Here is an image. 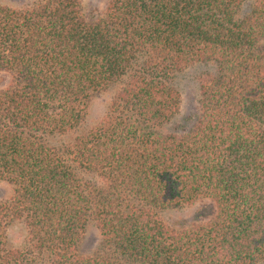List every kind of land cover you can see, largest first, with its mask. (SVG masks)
<instances>
[{
  "label": "trees",
  "instance_id": "1",
  "mask_svg": "<svg viewBox=\"0 0 264 264\" xmlns=\"http://www.w3.org/2000/svg\"><path fill=\"white\" fill-rule=\"evenodd\" d=\"M197 64V111L166 132L175 78ZM0 73V264L264 262V0L0 5ZM198 204L189 224L162 218ZM15 223L23 249L8 247ZM91 224L101 243L86 256Z\"/></svg>",
  "mask_w": 264,
  "mask_h": 264
},
{
  "label": "rangeland",
  "instance_id": "2",
  "mask_svg": "<svg viewBox=\"0 0 264 264\" xmlns=\"http://www.w3.org/2000/svg\"><path fill=\"white\" fill-rule=\"evenodd\" d=\"M33 0H0V5L13 8L24 9ZM110 0H81L82 10L85 15L91 13H103ZM209 71V68L202 64L191 66L186 71L178 74L175 78V85L181 95V110L173 124L166 128V132L171 131L179 125L183 118H189L196 113L199 101V78ZM10 78L6 74L0 73V90L5 89ZM115 92L109 90L97 94L89 107L83 131H87L98 125L106 116ZM12 194V189L6 183L0 182V201L7 200ZM202 208V204L193 207L167 210L162 214L164 222L171 227H179L189 224L197 217V212ZM8 247L11 249H23L27 245V230L22 224H13L8 231ZM101 237L96 226L91 224L79 244V251L82 255L94 254L100 246ZM261 264H264L261 263Z\"/></svg>",
  "mask_w": 264,
  "mask_h": 264
}]
</instances>
